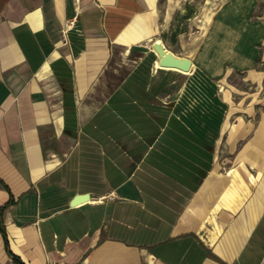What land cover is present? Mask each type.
<instances>
[{"label": "crops", "instance_id": "crops-1", "mask_svg": "<svg viewBox=\"0 0 264 264\" xmlns=\"http://www.w3.org/2000/svg\"><path fill=\"white\" fill-rule=\"evenodd\" d=\"M148 2L0 0V217L23 264H264V171L211 221L200 193L228 138L213 83H264L261 0H223L186 80L155 68ZM247 145L264 162V113L238 165Z\"/></svg>", "mask_w": 264, "mask_h": 264}, {"label": "rangeland", "instance_id": "rangeland-1", "mask_svg": "<svg viewBox=\"0 0 264 264\" xmlns=\"http://www.w3.org/2000/svg\"><path fill=\"white\" fill-rule=\"evenodd\" d=\"M222 2L223 0H149L150 27L157 29L155 35L162 37L168 48L181 55L194 56L196 50L191 48L193 40L198 41L199 45L206 33H203V30H205L204 26L208 15L216 11ZM261 6L264 11V0H261ZM147 38L142 40L147 41ZM146 45L148 48H152L150 41H147ZM261 67L264 69V64ZM193 75L197 76L198 73H193ZM178 76L180 80H186L189 73H179ZM197 80L200 79L196 78V84H199ZM219 84L230 92L237 109L232 121L243 119L246 129L235 143L223 137L216 148L219 153L220 171L225 172L230 167L238 165L234 159L235 151L249 139L264 113V83L258 85L247 79L246 73L233 71L223 77ZM201 85L202 82L198 86ZM213 85L220 90L221 86L216 82ZM257 153L258 159H261V155H264V147L258 149ZM252 165L255 167H245L246 172L264 171V162Z\"/></svg>", "mask_w": 264, "mask_h": 264}, {"label": "bare ground", "instance_id": "bare-ground-1", "mask_svg": "<svg viewBox=\"0 0 264 264\" xmlns=\"http://www.w3.org/2000/svg\"><path fill=\"white\" fill-rule=\"evenodd\" d=\"M214 12L208 15L206 24H205V30H203V33L206 32L208 29L213 16ZM198 47V41L193 40L191 48L193 50H196ZM158 55V54H157ZM155 68H165L169 70H175L181 73H189L190 71H184L180 68L176 67H167V66H161L159 62V56L155 60ZM260 73H257L255 70H252L249 72V77L256 79L259 78ZM221 90L223 92L225 100L229 103L230 108L227 113L226 120L223 124V132L226 133L227 139L235 143V141L240 137V135L244 132V125L242 119H240L239 122H233L232 118L237 112V109L233 103L232 97L230 95V92L224 87L221 86ZM253 153V148L249 145H247L239 154L238 159L242 162L238 166L230 167L225 173L220 171V165L219 161L217 160L214 167L211 169V172L202 185L200 189V193H209L208 198L211 199H217L218 203L215 206H208L206 207V210L203 214V217L207 220L211 221L212 214H209L210 211H214L216 208L219 207V205H226L231 206L234 203H240L242 202L245 197L249 194L252 185L255 183L257 178L259 177L260 173L258 175H255L253 173H248V177H245V164L243 161L245 158H248ZM217 181H222L220 183L219 189L216 190L215 187H217L219 184H217ZM250 206L253 209L254 217H257L259 213L261 212L263 208V203L258 200V198L253 197L249 201ZM183 224L185 221H182Z\"/></svg>", "mask_w": 264, "mask_h": 264}, {"label": "water", "instance_id": "water-1", "mask_svg": "<svg viewBox=\"0 0 264 264\" xmlns=\"http://www.w3.org/2000/svg\"><path fill=\"white\" fill-rule=\"evenodd\" d=\"M152 46L159 56L161 66L176 67L184 71H190L192 69L194 64L192 58L181 55L168 48L162 37L156 38L153 41ZM89 196L88 193L78 195L71 201V205L86 201L89 199Z\"/></svg>", "mask_w": 264, "mask_h": 264}, {"label": "trees", "instance_id": "trees-1", "mask_svg": "<svg viewBox=\"0 0 264 264\" xmlns=\"http://www.w3.org/2000/svg\"><path fill=\"white\" fill-rule=\"evenodd\" d=\"M11 201H12V199H10V201L8 202V204L11 203ZM8 204H7V205H8ZM3 207H5V206H3ZM3 207H2V209H3ZM0 227H1L2 232H3V235H4L6 248H7V250L9 251V253H10V255H11L13 261H15L17 264H23L22 261L19 259V257L16 256V255L10 250V247H9V240H8V237H7V233H6L5 225H4V222H3V220H2L1 217H0Z\"/></svg>", "mask_w": 264, "mask_h": 264}]
</instances>
